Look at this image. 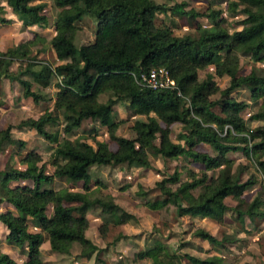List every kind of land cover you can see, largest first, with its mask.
<instances>
[{"label": "trees", "instance_id": "obj_1", "mask_svg": "<svg viewBox=\"0 0 264 264\" xmlns=\"http://www.w3.org/2000/svg\"><path fill=\"white\" fill-rule=\"evenodd\" d=\"M50 1L58 10L53 22L55 35L49 41L58 62L54 69L39 63L38 55L32 56L31 47L43 42L39 35L0 52V82L17 81L24 100L45 101L25 77L42 88L54 79L57 88L51 107L41 115L0 130V155L7 152L9 157L0 170V209L2 205L13 209L0 211V224L7 231V244L28 249L27 260L21 263L0 252V264H44L40 251L44 241L54 254L70 255L76 246L82 257H89L97 251L87 238L90 223L86 214L90 210L107 217L98 228L102 235L109 225L136 221L99 182L100 196L88 194L94 168L126 165L151 169L153 161L162 159L174 166L155 184L159 195L147 200L150 211L168 213L173 208L178 223L184 217L219 223L230 212L241 223L244 218L254 225L263 222L264 181L261 183L259 176L264 180V0H166L174 1L172 6L154 0ZM188 1L204 2L208 8L188 9ZM4 2L23 27L47 28L49 4L44 0ZM220 3L225 4L224 10H211ZM163 13L184 19L199 38L156 27V14ZM85 17L96 20V30L93 40L78 49L75 35ZM229 18H239L231 32ZM201 20L209 26L203 27ZM0 22L6 20L0 18ZM15 63L19 67L25 63L24 70L12 73ZM244 63L253 64L246 75H242ZM36 66L39 71L33 70ZM158 69L168 73L174 87L152 90L141 84L142 75ZM208 69L211 72H206ZM225 77L229 87L221 90L219 81ZM240 89L263 104L248 120L247 103L233 97ZM119 108L125 118L115 121ZM130 121L132 137L117 135L119 127ZM61 122L63 135L72 134L86 122L99 123L107 129L109 142L98 141L94 129L88 130L87 137L60 139ZM173 125L179 126L176 138H171ZM22 129L35 131L55 145L50 161L53 174H47L38 153L23 154L26 141L18 133ZM200 145L208 151L197 152ZM231 153L242 154L248 164L234 168L228 158ZM15 158H19L20 167L15 166ZM180 163L196 164L202 170L185 169ZM55 180L71 187L54 188ZM79 183L82 191H74L72 187ZM258 186L260 190L246 202L243 195ZM226 199L233 206L227 205ZM193 236L225 249V239L217 240L204 230H196ZM132 263L226 264L181 254L157 239L134 253Z\"/></svg>", "mask_w": 264, "mask_h": 264}, {"label": "rangeland", "instance_id": "obj_2", "mask_svg": "<svg viewBox=\"0 0 264 264\" xmlns=\"http://www.w3.org/2000/svg\"><path fill=\"white\" fill-rule=\"evenodd\" d=\"M154 1L158 5H174V1ZM44 2L49 4L47 28L34 27L30 29L23 27L22 23L11 15L10 9L6 6L4 0H0V7L2 8L0 18L6 20V23L0 22V52H5L7 49L17 47L21 42L32 40L34 34L39 35L43 38V42H37L31 47L32 56L38 55V60H40L38 61L39 63L47 65L50 69H54L58 62L49 47V41L55 35L53 22L58 10L53 7L50 0H44ZM187 3L188 9H193L195 11H204L208 8V5L204 2L188 1ZM210 8L211 10H224L225 4L220 3ZM238 20L239 18L227 19V28L230 32L237 28L236 22ZM200 24L203 27L209 26L206 20H201ZM96 25V20L94 18H84L74 40L75 46L78 49L89 44L93 40ZM155 26L158 28L169 27L176 34L188 35L193 39H198L200 36L197 31L188 26L184 19H180L169 13L156 14ZM25 65V63H22L19 67V64L15 63L11 67V72L16 73L17 70H24ZM252 65V63H244L242 75L248 74ZM33 70L39 71L40 68L36 66ZM206 72H211V69H208ZM25 78L32 82L33 91L44 96L45 101L39 104H35L30 100L26 101L22 97V90L17 81H1L0 130H4L8 126H17L26 118H36L41 115L46 108H50L52 105L54 94L57 91L55 80L51 79L50 84L46 88H42L40 83H35L30 78ZM228 87L229 79L227 77L219 81V88L221 90ZM219 97V95L216 96V98ZM233 97L240 102L247 103L248 107L245 120H248L250 114H254L263 108L261 100L254 101L250 99V94L246 89L236 91ZM124 118V111L121 108L117 109L114 120L120 121ZM132 124L133 121H130L120 126L117 135L132 137V132L129 131ZM247 124L250 126L256 125V123L248 122ZM85 125L86 126L75 130L70 135H63L61 134V129L64 127V122H61L59 138L73 141L81 136L87 137L88 130L94 129L97 132L96 139L98 141L109 142L107 129L102 127L99 123L86 122ZM178 128V125L172 126L171 138H176ZM18 133L26 141L23 154L29 151L38 153L42 159V163L46 164L45 169L47 174H53L54 168L50 165V161L55 145L48 143V141L38 136L36 132L32 130L22 129ZM110 149L115 151L116 146L111 144ZM196 151L206 153L208 148L200 145L196 148ZM228 158L233 160L234 168L239 164H248L244 156L239 153H231L228 155ZM18 160L19 158H15L14 163L16 167H20L17 163ZM8 161L9 157L7 152L0 155V170L5 167ZM173 166L174 164L166 163L162 159H157L152 162L151 169L128 167L126 165L92 169L91 180L88 183V194L99 195V182L105 186L106 192L113 196L115 203L125 212L135 216L136 221L116 227L109 225L106 233L102 235L98 231V228L106 222L105 220L107 217L102 215L99 211L90 210L86 214L90 223L89 230L87 231V238L96 246L97 251L85 258L81 256L80 250L77 249L76 246H73L70 255H58L52 253L48 242L44 241L40 247L41 259L44 264H133L132 255L145 250L152 244L154 239L169 244L178 249L181 254H188L201 260H216L218 262H225L226 264H264V221L254 225L249 219L244 218L243 223H241L236 219V215L230 212L227 213L224 219L219 223L209 219L194 222L188 217L182 218L181 223H178L175 219V210L173 208H170L168 213L152 212L148 209L146 206L147 200H153L159 195L158 191L154 189L155 184L166 178L169 175L170 168ZM180 166H184L185 169L190 168L195 170V172H201L202 170V168L196 164L185 165V163H180ZM183 176L184 175H182V177ZM259 178L260 182L263 183V178L261 176H259ZM246 179L247 176L244 177V180ZM52 187L61 188L71 186L66 182L59 183L55 180ZM72 188L74 191H82V183ZM259 190L260 187L258 186L246 192L243 195V199L249 202L253 195ZM141 192H147L148 195H139ZM225 202L227 205L233 206V202L230 199H226ZM8 210L13 209L8 205L1 206V212H6ZM47 215H51V210L48 211ZM199 229L215 236L217 240L225 239V249L219 250L210 246L207 242L200 241L198 238L194 237L193 233ZM31 232L37 231L32 229ZM6 234L7 231L0 224V252L8 254L17 263L27 260L28 249L26 247L21 248L19 246L7 244L6 240H4Z\"/></svg>", "mask_w": 264, "mask_h": 264}, {"label": "built area", "instance_id": "obj_3", "mask_svg": "<svg viewBox=\"0 0 264 264\" xmlns=\"http://www.w3.org/2000/svg\"><path fill=\"white\" fill-rule=\"evenodd\" d=\"M140 82L144 87L152 90L174 87V82L164 69L152 70L148 74L142 75Z\"/></svg>", "mask_w": 264, "mask_h": 264}, {"label": "crops", "instance_id": "obj_4", "mask_svg": "<svg viewBox=\"0 0 264 264\" xmlns=\"http://www.w3.org/2000/svg\"><path fill=\"white\" fill-rule=\"evenodd\" d=\"M31 28H34V27H31ZM31 28H30V29H31Z\"/></svg>", "mask_w": 264, "mask_h": 264}]
</instances>
